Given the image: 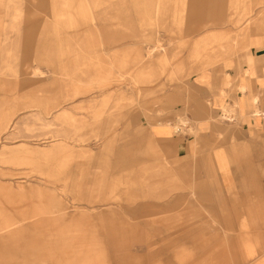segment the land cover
Listing matches in <instances>:
<instances>
[{
	"label": "rangeland",
	"instance_id": "1",
	"mask_svg": "<svg viewBox=\"0 0 264 264\" xmlns=\"http://www.w3.org/2000/svg\"><path fill=\"white\" fill-rule=\"evenodd\" d=\"M254 70L264 0H0V264H264Z\"/></svg>",
	"mask_w": 264,
	"mask_h": 264
},
{
	"label": "crops",
	"instance_id": "2",
	"mask_svg": "<svg viewBox=\"0 0 264 264\" xmlns=\"http://www.w3.org/2000/svg\"><path fill=\"white\" fill-rule=\"evenodd\" d=\"M243 72H247V65L244 66L243 71L240 75V78L243 75ZM255 75L249 76V78H244L243 81L244 83L248 86V89L245 90L244 92H237L236 93V97L238 99H243L242 102V106L245 108L246 110L244 112V127H248V125L252 126L253 125V118H255V120L257 119V117H252L251 115L254 116H259V114L255 115L254 111H255V107H251V104L254 106H256V102L253 103L254 97L252 92L253 90L257 91L259 89L264 88V84L260 85L259 84V80H258V76L257 75V70L255 71ZM201 76H199V78L197 79V81L199 83H202L200 85L196 84V86H198V88H201V90L204 92L205 97L207 96V98L210 100L212 106H211V110H212V115L211 118L213 119L214 117H220L221 115V111H220V106H224L226 104V101L228 100V86L227 84L229 83V81L231 80L232 76L234 75V73L229 72V73H224L223 77H219L218 79H216L214 81V79L212 80V78L209 75L204 76L203 73H200ZM228 75V78L227 76ZM241 81V79H239V82ZM238 82V84H239ZM254 86V89H253ZM253 96V98H252ZM246 101V104H248L247 106H244V103ZM221 104V105H220ZM220 105V106H219ZM248 114H250L249 116H247ZM252 118V119H251ZM228 121V120H226ZM233 121V120H232ZM231 121V122H232ZM230 122V121H229ZM150 133L152 134V136H154L157 139H168L172 137L171 131L166 128V126H158V125H152V129L150 131ZM218 135H220L218 133ZM177 145V144H176ZM176 152L178 154H185L186 153V145L185 143H183L182 145L178 143V145L176 146Z\"/></svg>",
	"mask_w": 264,
	"mask_h": 264
},
{
	"label": "bare ground",
	"instance_id": "3",
	"mask_svg": "<svg viewBox=\"0 0 264 264\" xmlns=\"http://www.w3.org/2000/svg\"><path fill=\"white\" fill-rule=\"evenodd\" d=\"M222 37V36H221ZM196 53V49L194 50V54ZM245 90L244 89H242V92H244Z\"/></svg>",
	"mask_w": 264,
	"mask_h": 264
},
{
	"label": "built area",
	"instance_id": "4",
	"mask_svg": "<svg viewBox=\"0 0 264 264\" xmlns=\"http://www.w3.org/2000/svg\"><path fill=\"white\" fill-rule=\"evenodd\" d=\"M232 120H233V119H232ZM232 120H231V121H232ZM178 128H179V127H178ZM179 132H180V128H179V131H177V133H179Z\"/></svg>",
	"mask_w": 264,
	"mask_h": 264
}]
</instances>
